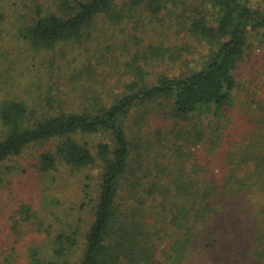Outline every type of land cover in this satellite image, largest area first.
<instances>
[{
	"label": "trees",
	"instance_id": "obj_1",
	"mask_svg": "<svg viewBox=\"0 0 264 264\" xmlns=\"http://www.w3.org/2000/svg\"><path fill=\"white\" fill-rule=\"evenodd\" d=\"M178 3L181 31L213 48L198 69L155 82L139 63L130 64L134 80L110 106L67 107L68 92L48 85L54 76L34 62L58 47L93 41L102 19L117 26L144 14L155 18ZM252 42L264 47L263 0H0V170L30 147L55 141L38 159L40 175L60 166L98 171L80 181L72 219L52 212L47 225L39 211L32 216L33 207L21 205L12 224L18 215L34 219L45 239L0 244V264H264V110L253 100L237 125L227 121ZM17 51L32 62L13 67ZM151 51L163 58L161 47ZM141 106H158L172 127L152 139L135 134L131 116ZM198 114L208 122L187 124ZM230 126L244 133L229 140ZM84 136L103 141L93 151Z\"/></svg>",
	"mask_w": 264,
	"mask_h": 264
},
{
	"label": "rangeland",
	"instance_id": "obj_2",
	"mask_svg": "<svg viewBox=\"0 0 264 264\" xmlns=\"http://www.w3.org/2000/svg\"><path fill=\"white\" fill-rule=\"evenodd\" d=\"M14 1L20 3L23 0H3L9 4ZM183 10L184 6L178 3L165 9L155 18L144 14L117 26L109 25L107 20L102 19L96 25L102 31L93 41L58 47L55 51L34 57L36 60L34 62L42 66L41 72L46 74V77L54 76L45 79H49L48 85L57 84L58 89L68 92V96L65 95L69 105L67 107L75 111L94 112L101 106H110L123 92V85L134 80V75L129 69V65L134 62L144 67L151 82H155L162 75L178 77L200 67L198 64L200 58L206 56L208 49L213 48V45L193 36H185L179 26ZM252 43H254L252 48L247 51L238 67L239 87L235 96V107L228 114L231 119L227 120L232 123L231 125H237L243 118L242 109L255 106L252 105L253 100H258L261 109L264 110V47L258 42ZM158 47H161L162 59L151 53L152 48L156 51ZM13 54H15L11 58L14 61L13 67H18L23 59L32 62L30 56L27 54V58L22 51ZM43 62H47V65H42ZM12 66L8 62L4 65L5 70L11 69ZM162 113L158 106L155 108L141 106L134 110L130 125L133 132L138 136L142 135L143 139L156 137L157 131L166 133L165 130L171 128L173 123L166 122L160 116ZM141 118L144 121L143 125H135V121H140ZM227 121L224 122L227 124ZM207 122L206 117L198 114L187 124L202 125ZM225 131L229 140L244 133L241 126H230ZM80 141L96 151L103 138L84 136ZM56 143L45 142L30 147L23 155L7 161L2 166L1 245L26 246L45 239L43 233H39L37 227L32 225L34 219L27 222L24 215H18L19 223L12 224V217L16 215V210L21 205L32 206L34 209L31 210L32 216H36V211H39L38 215L47 219V225L55 219L51 215L52 212L60 219H72L67 218V214L71 212L72 202L79 203L82 198L80 181H86L89 175L97 177V170L75 172L66 166H60L49 174L40 175L36 169L38 159L42 154L52 151ZM209 150L207 146L201 152L207 154ZM164 151L172 153L168 148ZM52 201L54 205L46 207L47 202ZM37 235L41 237L36 238Z\"/></svg>",
	"mask_w": 264,
	"mask_h": 264
}]
</instances>
